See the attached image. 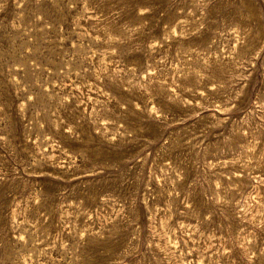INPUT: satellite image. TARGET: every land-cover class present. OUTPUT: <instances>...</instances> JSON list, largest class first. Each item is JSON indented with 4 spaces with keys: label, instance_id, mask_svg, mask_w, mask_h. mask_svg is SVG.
Returning a JSON list of instances; mask_svg holds the SVG:
<instances>
[{
    "label": "rangeland",
    "instance_id": "374dc122",
    "mask_svg": "<svg viewBox=\"0 0 264 264\" xmlns=\"http://www.w3.org/2000/svg\"><path fill=\"white\" fill-rule=\"evenodd\" d=\"M0 264H264V0H0Z\"/></svg>",
    "mask_w": 264,
    "mask_h": 264
}]
</instances>
